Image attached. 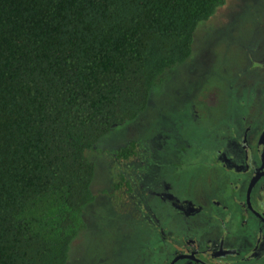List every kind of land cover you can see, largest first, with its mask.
I'll list each match as a JSON object with an SVG mask.
<instances>
[{
    "label": "trees",
    "instance_id": "obj_1",
    "mask_svg": "<svg viewBox=\"0 0 264 264\" xmlns=\"http://www.w3.org/2000/svg\"><path fill=\"white\" fill-rule=\"evenodd\" d=\"M224 3L0 0V264L68 263L99 142L147 110Z\"/></svg>",
    "mask_w": 264,
    "mask_h": 264
},
{
    "label": "rangeland",
    "instance_id": "obj_2",
    "mask_svg": "<svg viewBox=\"0 0 264 264\" xmlns=\"http://www.w3.org/2000/svg\"><path fill=\"white\" fill-rule=\"evenodd\" d=\"M193 47L147 110L99 142L96 201L84 209L86 228L67 264H157L161 238L213 230L226 208H237L247 129L254 151L256 127L264 128V0H225ZM133 142L136 156L117 160ZM243 225L238 212L228 226L238 238L256 230Z\"/></svg>",
    "mask_w": 264,
    "mask_h": 264
},
{
    "label": "flooded vegetation",
    "instance_id": "obj_3",
    "mask_svg": "<svg viewBox=\"0 0 264 264\" xmlns=\"http://www.w3.org/2000/svg\"><path fill=\"white\" fill-rule=\"evenodd\" d=\"M255 131L257 148L249 150L253 127L247 129L242 147L249 153V163L244 170L247 175L238 181L243 182V189L236 186L237 208H226L227 212L223 209L213 230L188 228L186 234L176 231L175 238H161L163 256L157 264H264V128L256 127ZM238 212L244 222L242 230L256 229L251 236L238 238L237 232L229 228L228 225L235 224Z\"/></svg>",
    "mask_w": 264,
    "mask_h": 264
}]
</instances>
